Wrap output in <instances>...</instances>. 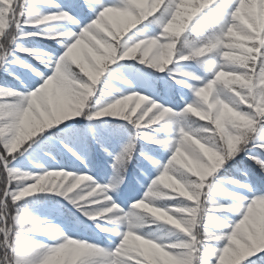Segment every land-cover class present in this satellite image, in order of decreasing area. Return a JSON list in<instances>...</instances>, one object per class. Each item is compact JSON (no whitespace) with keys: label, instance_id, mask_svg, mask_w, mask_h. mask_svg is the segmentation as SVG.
Here are the masks:
<instances>
[{"label":"rangeland","instance_id":"obj_1","mask_svg":"<svg viewBox=\"0 0 264 264\" xmlns=\"http://www.w3.org/2000/svg\"><path fill=\"white\" fill-rule=\"evenodd\" d=\"M12 1L44 31L58 37V45L67 48L81 67L75 71L72 63L59 59L46 86L38 89L35 74L14 66L8 70L22 92H0V160L8 182L0 210V243L3 239L8 249L7 264H196L200 253L206 251L196 219L191 228L181 227L157 211L160 206L168 209V202L178 197L177 185L188 172L198 176L203 195L218 192L230 202L237 228L242 222L249 229L264 225V192L260 191L264 186L228 181L229 176L248 172L245 162L228 163L232 154L247 147L246 155L253 156L251 141L262 140L263 129L257 125L248 141L222 122L220 144L193 138L182 109L153 82L150 66L119 58L107 32L106 19L109 14L137 27L140 46L172 66L169 76L183 85L185 106L200 118L213 121L209 100L221 110V120L228 115H242L244 121H250L257 117L252 107L251 112L242 107L244 102L236 89L243 87L238 79L248 73L227 58L246 55L238 43L264 44V0H176L198 18L211 10L221 12L213 23L223 41L220 59L225 68L213 84L202 79L194 64L175 49L174 42L142 26V21L135 22L130 0ZM14 22L15 12L0 10V33L4 30L5 37L13 36ZM22 45L44 55L50 53L30 37ZM84 73L94 75L96 80L104 79L110 93L117 97L119 106L114 118L121 116L125 121L136 112L150 116L152 128L165 139L163 147L142 145L128 161L127 148L122 144L112 143L102 152L95 149L96 143H84L73 130L74 124H69L72 119L64 102L69 101L74 109L83 105L74 88L80 86ZM230 81H236L234 87ZM35 91L40 95L33 109ZM58 94L63 102L55 123L49 118L55 115L58 101L53 96ZM263 95L258 90L254 101L261 104ZM54 126L62 136L48 138L45 145L50 150L44 153L43 135ZM98 135L92 121L87 122L83 137L90 141ZM106 140H111V134ZM62 143L70 146L62 148ZM52 150L56 151L54 157L49 154ZM38 172L45 181L52 179L59 186L60 194L54 196L59 204L31 205L12 213L8 203L38 196L40 189L33 178ZM93 179L101 186L91 188ZM65 207L71 212L69 216L63 213ZM193 214L197 218L198 213ZM229 236L233 240V234ZM75 251L79 254H73ZM209 252V257H217L215 252Z\"/></svg>","mask_w":264,"mask_h":264},{"label":"trees","instance_id":"obj_2","mask_svg":"<svg viewBox=\"0 0 264 264\" xmlns=\"http://www.w3.org/2000/svg\"><path fill=\"white\" fill-rule=\"evenodd\" d=\"M130 1L135 9L133 15L135 22L142 21V26L150 27L155 34L163 36V38L165 36L169 41L174 42L175 49L182 53L186 60L194 64L203 77L202 79L209 84H213L212 81L217 79L225 68L222 65L223 59H220V48L223 41L220 39L213 23L221 12L211 10L205 13L204 18H198L193 10L179 5L176 0ZM0 10L8 14L15 12V22L12 29L13 36L8 35V37H5L4 30L0 33V55L2 56L0 59V92L5 93L9 90L15 94L22 92L17 89V83L9 75L8 70L12 66L35 74L37 76V79H35V84L38 86L37 89L46 86V81L55 71L56 63L59 59L65 63H72L75 71L79 70L81 66L73 61L69 55V50L58 45V37H54L52 33L44 31L42 26L30 19L23 11L20 12L21 7L17 8L14 1L0 0ZM106 19L108 23L107 32L111 35V43L116 47V53L119 58L127 63L132 61L139 66L141 64L147 68L150 66L153 82L162 91L169 93L175 100L177 108L182 109L181 113L185 117L186 125L193 138L212 144H220L221 140H219V137L221 135L218 133L222 129V122L235 129L242 138L248 141L251 140L257 125L264 132V95L261 104L254 101V96L257 95L258 90L264 93V44L258 46L257 43H238L239 48L244 50L243 52L246 55L244 57L227 58L231 63L242 65L248 73L245 78L241 77L238 79L242 81L243 87H237L236 89L242 99L241 101L244 102L242 107L246 111L251 112L253 110L257 120L244 121L242 115L241 117L228 115L226 119L221 120V110L208 100L207 103L211 105L214 111L212 121L200 118L196 112L185 106V101L181 94L183 85L179 80H173L169 76V71L172 72V66L164 63L157 56L140 46L136 26L125 24L120 19L114 18L109 14H107ZM27 37L46 46L50 53L44 55L38 53V50L34 47H24L22 43ZM93 76L92 74L84 73L79 80L80 86L74 88V91L82 97L83 105L81 107L74 109L69 101H64L68 104L67 115L72 119L69 124H74L73 130L77 136L82 138L86 144L96 143L95 149L102 152L108 149L112 143L122 144V146L127 148L128 161L134 156V151L138 150L142 145L163 147L165 139L160 132L152 128L153 124L150 116H143L140 112H136L128 115L125 121L121 120V116L114 118L119 101L117 97L110 93L104 79L96 80V77L93 78ZM235 83L236 81H230L229 84L234 87ZM86 90H89V92H86ZM36 92H32L31 103L33 109L40 95ZM190 92L193 93L194 89L191 88ZM53 99L58 101V104L54 117L49 119L56 123L59 120L57 114L62 111L63 101L59 94L53 96ZM250 107H252V110ZM102 116H107V119L103 120ZM90 121L93 123V128L98 129L100 135L88 141L87 138L83 137V132L85 124ZM110 134L111 140L107 141L106 137ZM61 136L62 134L56 126L46 132L43 135L44 146L42 150L44 153H48L50 150L45 145L48 138L59 139ZM68 146H70L68 143L61 144L62 148ZM251 146L255 152L253 156L248 157L246 155L247 147H245L233 153L232 158L228 160L231 165L237 162H245L248 170L246 173L244 171L239 172L238 177L229 176V182L261 183L264 186V137L262 140L253 139ZM49 154L54 157L56 151L52 150ZM122 168L124 171L127 170L125 166H122ZM33 178L37 181V186L40 189L38 196L21 198L8 203V210H12V213L20 212L31 205L59 204L58 200L54 198V196L60 194L59 186L52 179L45 181L41 172L36 173ZM38 181H41V183ZM7 184L6 174L0 160V210ZM90 186L94 188L101 185H99L97 180L93 179L90 182ZM177 189L176 194L178 197L168 202L169 208L164 209L160 206L157 207V211L160 216L181 227L191 228L192 221L194 218L196 219L200 239L204 244L203 248L206 250L204 253H200L196 264H236L240 261V264H245L246 262L264 264L263 224L252 226L249 229L242 222L237 228L236 214L231 209L230 202L218 192L203 195L201 182L195 173H186L183 180L178 183ZM260 191L264 192V189L262 188ZM170 209L174 211L170 212ZM194 212L198 213L197 218L194 216ZM63 213L66 216L71 214L66 207L63 208ZM86 213L89 214L88 212ZM179 213L184 214V217L179 216ZM229 234H233V240L231 241L229 240ZM209 251L215 252L217 257H209ZM8 260L9 252L4 246L2 239L0 243V264H7Z\"/></svg>","mask_w":264,"mask_h":264},{"label":"bare ground","instance_id":"obj_3","mask_svg":"<svg viewBox=\"0 0 264 264\" xmlns=\"http://www.w3.org/2000/svg\"><path fill=\"white\" fill-rule=\"evenodd\" d=\"M201 178H202V176H200ZM73 254H79V252L78 251H75V252H73ZM15 261H16V258H15ZM17 262H18V258H17Z\"/></svg>","mask_w":264,"mask_h":264}]
</instances>
